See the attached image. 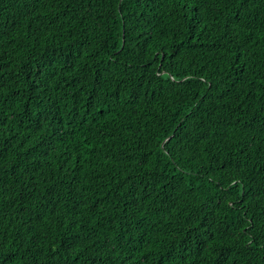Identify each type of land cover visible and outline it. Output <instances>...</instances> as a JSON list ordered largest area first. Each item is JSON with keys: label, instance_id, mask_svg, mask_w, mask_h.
Returning <instances> with one entry per match:
<instances>
[{"label": "trees", "instance_id": "obj_1", "mask_svg": "<svg viewBox=\"0 0 264 264\" xmlns=\"http://www.w3.org/2000/svg\"><path fill=\"white\" fill-rule=\"evenodd\" d=\"M249 224L264 0H0V264H264Z\"/></svg>", "mask_w": 264, "mask_h": 264}, {"label": "snow or ice", "instance_id": "obj_2", "mask_svg": "<svg viewBox=\"0 0 264 264\" xmlns=\"http://www.w3.org/2000/svg\"><path fill=\"white\" fill-rule=\"evenodd\" d=\"M254 232V226L249 224L246 230H244V235L248 237V239L245 241V244L251 248L257 244L260 245L261 250L264 251V234L261 235L260 239H255L253 236H249V233ZM74 246V245H73ZM229 248H232L233 245H228ZM54 256H58L59 253H54ZM237 257H239V253H235ZM75 259V257H74ZM217 264H225V259L223 257L217 258Z\"/></svg>", "mask_w": 264, "mask_h": 264}]
</instances>
